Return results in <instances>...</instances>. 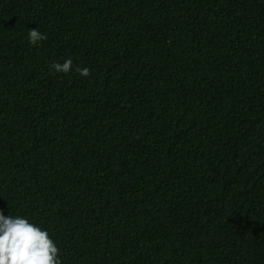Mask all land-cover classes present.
<instances>
[{
  "label": "trees",
  "instance_id": "trees-1",
  "mask_svg": "<svg viewBox=\"0 0 264 264\" xmlns=\"http://www.w3.org/2000/svg\"><path fill=\"white\" fill-rule=\"evenodd\" d=\"M0 210L61 264H264V0H0Z\"/></svg>",
  "mask_w": 264,
  "mask_h": 264
},
{
  "label": "clouds",
  "instance_id": "clouds-1",
  "mask_svg": "<svg viewBox=\"0 0 264 264\" xmlns=\"http://www.w3.org/2000/svg\"><path fill=\"white\" fill-rule=\"evenodd\" d=\"M46 34L32 27L27 33L30 45L45 40ZM71 58L63 63L53 62L55 72L77 71L80 76L89 75L88 67L72 68ZM58 248L47 229L22 216L5 215L0 210V264H61Z\"/></svg>",
  "mask_w": 264,
  "mask_h": 264
}]
</instances>
